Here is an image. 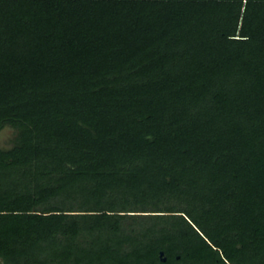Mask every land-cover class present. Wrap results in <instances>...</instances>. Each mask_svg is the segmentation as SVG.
Segmentation results:
<instances>
[{"label":"trees","instance_id":"obj_1","mask_svg":"<svg viewBox=\"0 0 264 264\" xmlns=\"http://www.w3.org/2000/svg\"><path fill=\"white\" fill-rule=\"evenodd\" d=\"M158 119L165 127L141 126ZM7 126L16 133L0 146V172L36 163L54 173L34 193L0 194V256L11 264L39 263L14 242L75 237L80 218L121 231L110 222L126 214L74 199L94 181L102 197L105 178L123 186L118 170L138 160L158 169L150 189L181 191L186 207L165 210L181 220L164 231L189 243L185 259L238 264L246 230L262 243L250 254H264V0H0ZM242 192L250 207L239 211ZM112 241L81 248L77 262L180 261L158 240Z\"/></svg>","mask_w":264,"mask_h":264},{"label":"rangeland","instance_id":"obj_2","mask_svg":"<svg viewBox=\"0 0 264 264\" xmlns=\"http://www.w3.org/2000/svg\"><path fill=\"white\" fill-rule=\"evenodd\" d=\"M111 79V77H109ZM203 113L205 111L203 110ZM139 125V124H137ZM156 125L165 127L163 119H158L155 122H144L143 125L147 128H152ZM15 129L7 126L0 129V146L8 148L12 145V140L15 137ZM152 165V164H150ZM27 169L29 172L24 173ZM9 168L4 169L0 172V194L7 195L13 198L15 195H19L25 192H36L37 186H42L48 183L54 176V173L50 174L48 169L42 164L33 163L31 167L27 168ZM152 169V170H151ZM157 168L151 166L150 169H146V162L142 160L136 161V163L126 164L120 170H118V176L124 177V185L117 184L105 178L103 183L102 192L104 195L100 198L93 197L91 189L93 183L86 184L85 191H78V197L75 201L85 202L87 206L94 209L110 208L114 207L115 214H126L122 217L115 215L112 218L113 223L115 218H120L121 231L114 233L112 229L106 227L102 231L94 230L91 231L90 227L94 224L92 217L80 218L82 219L80 233L73 237L70 235L61 234L57 241L52 242L50 240L41 241L38 244H30L27 241L21 239L13 243V248L17 253L23 254L24 257L32 256L37 259L39 263L36 264H87V260L83 258L82 261L77 262L76 258L80 256L81 248H89L92 243L101 240L103 243L107 240H118L125 241L126 248L131 245L129 242L130 237L140 236L141 239L158 240V244L165 248L171 247L176 248L175 252L180 254L177 264H237V262H230L228 260L225 263L215 262H193L184 258V250L189 244L187 241H181L176 239H170L171 235L164 231H171L174 228V223L181 220V218H175V216H169L172 214H178V212H165V210H182L186 207L185 200L181 197V191L176 190H165L162 188L150 189L149 182L153 178L154 173L157 172ZM151 173H150V172ZM153 174V175H151ZM137 175L140 179L144 178V183L141 188L136 189L128 186L133 181V176ZM144 187L148 188L147 195L142 192ZM185 186L182 185V188ZM247 192L239 193L237 200V207L239 211H243L244 208H249L250 203L248 201ZM89 194V195H87ZM101 199L103 203H98ZM259 202V201H257ZM259 206V203H257ZM98 212V211H97ZM82 213V212H78ZM100 213V212H98ZM184 215V213L179 212ZM117 216V217H116ZM185 219L186 216H182ZM196 229V226H194ZM198 231V229H196ZM244 234L236 236L238 239L244 240L242 251L238 253V264H264V254L262 253H251L259 250L261 242L256 240L252 230L244 231ZM237 233H235L236 235ZM116 239V241H115ZM160 247V248H161ZM246 255V256H243ZM248 254V255H247ZM0 264H11L7 261V258L0 256Z\"/></svg>","mask_w":264,"mask_h":264},{"label":"water","instance_id":"obj_3","mask_svg":"<svg viewBox=\"0 0 264 264\" xmlns=\"http://www.w3.org/2000/svg\"><path fill=\"white\" fill-rule=\"evenodd\" d=\"M160 256L162 258L163 261H166L167 260V257L165 256V252L164 251H161L160 252Z\"/></svg>","mask_w":264,"mask_h":264}]
</instances>
